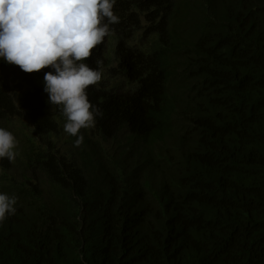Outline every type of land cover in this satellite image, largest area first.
<instances>
[{
  "label": "trees",
  "instance_id": "obj_1",
  "mask_svg": "<svg viewBox=\"0 0 264 264\" xmlns=\"http://www.w3.org/2000/svg\"><path fill=\"white\" fill-rule=\"evenodd\" d=\"M78 137L0 58V264H264V0H116ZM78 134V135H79Z\"/></svg>",
  "mask_w": 264,
  "mask_h": 264
},
{
  "label": "clouds",
  "instance_id": "obj_2",
  "mask_svg": "<svg viewBox=\"0 0 264 264\" xmlns=\"http://www.w3.org/2000/svg\"><path fill=\"white\" fill-rule=\"evenodd\" d=\"M116 0H0V58L25 73L45 70L44 91L66 118L64 131L75 147L84 143L81 129L95 125L102 111L91 104L87 89L103 76L85 61L98 45L109 47L110 25L118 24ZM79 134V135H78ZM15 136L0 127V159L14 161ZM16 196L0 193V222L15 214Z\"/></svg>",
  "mask_w": 264,
  "mask_h": 264
}]
</instances>
